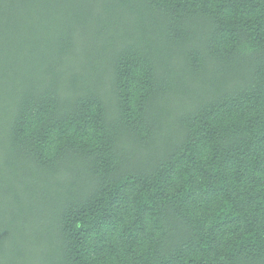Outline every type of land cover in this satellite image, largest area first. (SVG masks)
Returning a JSON list of instances; mask_svg holds the SVG:
<instances>
[{"label": "trees", "instance_id": "16d2710c", "mask_svg": "<svg viewBox=\"0 0 264 264\" xmlns=\"http://www.w3.org/2000/svg\"><path fill=\"white\" fill-rule=\"evenodd\" d=\"M0 264H264V0H0Z\"/></svg>", "mask_w": 264, "mask_h": 264}]
</instances>
